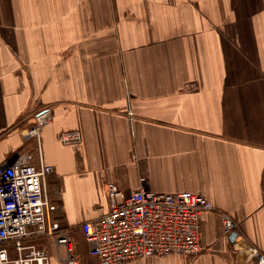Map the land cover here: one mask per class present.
<instances>
[{"label":"crops","instance_id":"0c3cea01","mask_svg":"<svg viewBox=\"0 0 264 264\" xmlns=\"http://www.w3.org/2000/svg\"><path fill=\"white\" fill-rule=\"evenodd\" d=\"M39 108L48 194L70 223L106 210L105 182L127 194L140 176L213 204L205 253L123 264H255L226 244L217 211L264 252V0H0V163L37 160L24 132ZM73 129L79 143L59 140ZM35 243L69 264L64 246ZM73 252L97 264L77 231Z\"/></svg>","mask_w":264,"mask_h":264},{"label":"built area","instance_id":"2783aa9c","mask_svg":"<svg viewBox=\"0 0 264 264\" xmlns=\"http://www.w3.org/2000/svg\"><path fill=\"white\" fill-rule=\"evenodd\" d=\"M50 119V109L39 108L24 132L36 141L37 160L33 152L25 151L0 163V264H48L45 247L35 243L38 238L64 246L67 262L78 264L79 257L73 252L76 231L97 264H123L147 256H199L209 249L201 241L200 220L203 213L215 210L210 200L191 191H152L143 176L127 194L114 182H105L107 208L100 215L77 224L63 218L47 189V177L55 173V167L43 162L39 149L40 130ZM59 140L77 144L80 131H64ZM217 214L226 244L245 262L264 264V252L239 234L232 216L224 211ZM8 245L15 251L13 259L8 256Z\"/></svg>","mask_w":264,"mask_h":264},{"label":"water","instance_id":"95a60500","mask_svg":"<svg viewBox=\"0 0 264 264\" xmlns=\"http://www.w3.org/2000/svg\"><path fill=\"white\" fill-rule=\"evenodd\" d=\"M234 236V234H231L230 238H232Z\"/></svg>","mask_w":264,"mask_h":264}]
</instances>
